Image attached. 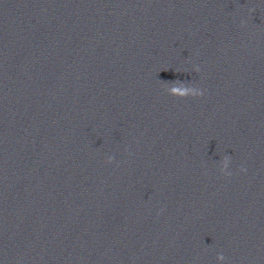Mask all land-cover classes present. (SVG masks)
<instances>
[{
	"label": "clouds",
	"instance_id": "obj_1",
	"mask_svg": "<svg viewBox=\"0 0 264 264\" xmlns=\"http://www.w3.org/2000/svg\"><path fill=\"white\" fill-rule=\"evenodd\" d=\"M249 11H252V10L250 9ZM245 23H246L245 21H241V26H243ZM196 71H199V68H197ZM172 82L175 83V81H172ZM171 95L172 96H175V97H178V98L199 97V96H202L203 95V92L200 89L197 90V91H191L189 89L180 90V89H177V88H173L171 90ZM113 159L114 158L110 156L108 158V162L111 163ZM241 171H246V169L241 168ZM222 173L225 174V175H228V176L231 175L230 172H223L222 171ZM217 258L220 261H223L225 259V257L223 256V254L218 255Z\"/></svg>",
	"mask_w": 264,
	"mask_h": 264
}]
</instances>
